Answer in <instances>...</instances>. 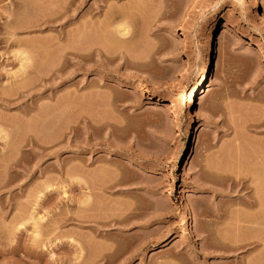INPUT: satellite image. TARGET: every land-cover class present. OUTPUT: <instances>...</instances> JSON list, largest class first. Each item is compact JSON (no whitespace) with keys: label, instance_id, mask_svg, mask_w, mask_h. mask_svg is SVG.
Listing matches in <instances>:
<instances>
[{"label":"rangeland","instance_id":"1","mask_svg":"<svg viewBox=\"0 0 264 264\" xmlns=\"http://www.w3.org/2000/svg\"><path fill=\"white\" fill-rule=\"evenodd\" d=\"M68 1L0 0V264H264V0Z\"/></svg>","mask_w":264,"mask_h":264},{"label":"bare ground","instance_id":"2","mask_svg":"<svg viewBox=\"0 0 264 264\" xmlns=\"http://www.w3.org/2000/svg\"><path fill=\"white\" fill-rule=\"evenodd\" d=\"M50 1H53V0H49V6L53 3L54 5H51V8L53 7V6H55V8H57L58 7V10H57V12L58 11H60V8H62V7H64L65 6V4H64V2H61V1H58V0H55V1H58V2H61L60 4L62 5V7H60L59 8V6H61V5H59V4H57V3H55V1L54 2H52L51 4H50ZM100 1H102V0H100ZM107 0H105V1H103V2H106ZM134 0H132V1H127V4L128 5H124L125 6V8L123 7V6H121L120 4H118V5H120V7H123L122 9H124V11H125V9H126V11L127 10H129V11H131V13H133L134 11H132V9L133 8H135L136 7V3H134V4H136V5H134L135 7H132L133 6V4H132V2H133ZM136 1V0H135ZM66 4L68 5V4H70V6H71V3H72V1L70 2V1H68V0H66ZM69 2V3H68ZM85 2V0H80V2L78 3V7L80 6V5H82V3H84ZM103 2H101V4H103ZM107 3V2H106ZM130 3V4H129ZM57 4V5H56ZM64 4V5H63ZM72 5H74V4H72ZM105 3H104V7H105ZM115 5V4H114ZM114 5H111L110 6V8L112 7V9H110V8H105L106 10H108V11H105L106 12V15L103 13V11H104V9H103V11L101 10V9H99L100 7L99 6H97L96 7V9H95V11L96 10H98V12H102L103 13V15H105V18H104V16H103V18L102 19H104V20H100L99 19V21L97 20H92V21H88V23H83L82 24V26L84 25L85 27H87L89 30H90V32H94V30L92 31V29H95V31L97 30V28H103V29H100V30H105L104 29V26L106 27V28H108V26H106V25H111V26H113L114 25V27H113V29L115 30L114 31V34L116 33L117 34V36L119 37H117L118 39H120L121 38V40L122 39H126L127 38V36L129 35L128 33H129V31H128V27H127V21H126V19L128 18H125V14H124V11L123 10H121V8H119L118 9V7L119 6H114ZM255 5V4H254ZM128 6V7H127ZM78 7H74V9H77ZM101 8H103V6H101ZM114 8V9H113ZM130 8H131V10H130ZM253 8H256V5L253 7ZM3 9H4V7H3ZM6 9H7V6H6ZM52 9H54V7L52 8ZM63 9V8H62ZM61 9V10H62ZM8 11H11V10H9V8L7 9ZM56 9H54V10H52L53 12L55 11ZM99 10H101V11H99ZM135 10V9H134ZM125 11V12H126ZM129 11H127L128 13L126 14V15H128L129 14ZM137 12H138V9L136 10ZM135 11V12H136ZM51 13L52 15H53V17L55 16L54 15V13ZM56 11H55V13L56 14H58ZM67 12V11H66ZM51 14H46L47 15V17H44V18H42V20H41V18H40V20H41V24L43 25V24H49V23H52V21H54V20H52V19H48V17L49 16H51ZM137 15H138V13H136ZM64 15V14H63ZM101 15V14H100ZM133 15L134 14H131V15H129V17H131V18H133ZM137 15H134V17H136L137 18ZM43 16H45V15H43ZM139 17V16H138ZM49 18H51V17H49ZM63 19H67L68 18V16H63L62 17ZM124 18H125V20H124ZM39 20V21H40ZM52 20V21H51ZM56 20V19H55ZM40 24V25H41ZM264 27V20L262 21V24H260L259 26H256L255 28H253L254 29V36H253V40H252V42H258L259 41V36L262 34V28ZM111 30H112V28H110ZM88 30V31H89ZM100 30H98V31H100ZM97 32V31H96ZM112 33H113V30H112ZM94 34V33H93ZM115 34V35H116ZM220 38V37H219ZM219 38H218V40H219ZM262 39V42L264 43V38H261ZM211 48H212V41H210V39L209 40H207L204 44H203V48H202V57H201V61H200V64H199V66H198V68L196 69V71L194 72V74H193V85H192V87H191V90H190V93H189V98H190V100H189V102H188V106L189 107H191V105H192V100L197 96V97H199L200 95H201V90H202V80H203V76L205 75V73L207 72V68H208V57H209V54H210V52H211ZM103 58H105V57H103ZM106 60V59H105ZM164 115H166V114H164ZM258 153H259V156H257V158L259 159L258 161V163H260L261 162V164H262V166H263V164H264V150L263 151H258ZM263 169H261V172H259V173H262V176L264 175V167H262ZM259 173L258 174H254V176H251V175H253V174H251V175H247V177H249V179L248 180H243V179H241L240 178V180H239V178L237 179V181H235L234 182V184H235V186L237 187H241V189H244V190H246V188H247V190H254V191H256V190H258V191H256V192H258V196H256V193L254 194L253 193V195L251 194V197L249 196V198L247 197V199L245 198L244 199V201L246 202L247 200V202H246V205L249 207V208H252V207H254V208H258L257 209V211H259V212H262V207H264L262 204H264V196H261V198H260V196H259V193L261 192L260 191V189L264 186V176H263V178L261 177V175L259 176ZM257 175L259 176L258 177V179H257ZM243 177V176H242ZM244 177H246V175L244 176ZM243 177V178H244ZM246 177V178H247ZM166 194H165V197H169V196H171V191L170 190H167L166 192H165ZM246 205H245V207H246ZM262 205V206H261ZM256 206H261L260 208L259 207H256ZM247 208V207H246ZM253 214L255 213V215H257V213H256V211L255 212H252ZM248 214V213H247ZM246 213L245 214H243L244 216L245 215H247ZM249 214H251L250 212H249ZM258 214H260V216L262 215V213H258ZM252 215V214H251ZM254 215V216H255ZM245 217H247V218H249L250 216H245ZM244 217V218H245ZM251 218V217H250ZM253 218V217H252ZM256 218H259V217H256ZM40 219V218H39ZM39 219H37V220H35L36 221V223L39 221ZM31 221H33L34 220V218H31L30 219ZM244 221H245V219H244ZM246 222H248V221H246ZM33 223H35L34 221H33ZM35 223V224H36ZM99 223V222H98ZM100 224V223H99ZM101 224H102V222H101ZM237 225V224H236ZM99 227H101V225L99 226ZM237 228H238V225L236 226ZM240 228V227H239ZM123 264V263H122Z\"/></svg>","mask_w":264,"mask_h":264}]
</instances>
